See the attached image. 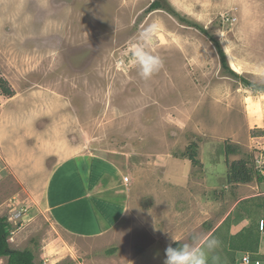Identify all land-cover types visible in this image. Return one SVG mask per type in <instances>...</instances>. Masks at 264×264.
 Masks as SVG:
<instances>
[{"label": "rangeland", "instance_id": "obj_1", "mask_svg": "<svg viewBox=\"0 0 264 264\" xmlns=\"http://www.w3.org/2000/svg\"><path fill=\"white\" fill-rule=\"evenodd\" d=\"M165 1L177 9V1ZM188 2L192 16L177 10L179 16L204 28L207 36L172 17L178 26L158 10L141 27L148 7L141 0H0V217L11 225V250L31 251L36 264H91L89 255L104 256L112 249L95 250L84 243L80 255V242L74 241L79 263L64 259L53 248L55 232H48L42 221H34L32 226L40 228L29 234L20 229L28 228L20 224L32 218L29 208L16 217L18 205H27V197L19 194H30V185L44 191L34 176L53 168L58 158L68 155L67 148L83 153L82 146L88 144V158L111 165L102 168L115 178L116 187L134 186L129 189L133 205L145 193V202L153 196L171 198L161 203L181 213L180 222L202 230L194 236L186 229L174 232L181 242L197 239L196 234L220 221V227H227V214L237 204L247 214L244 202L252 195H260L255 202L261 209L255 211L263 214L255 218L264 219V93L239 80L264 87V72L250 71L251 64L264 69V56L254 55L250 41L246 45L236 39L238 31L247 29L242 17L235 27L240 2ZM153 17L160 25L152 51L163 66L145 81L131 65L129 48L152 26ZM210 37L221 45L231 71V61L241 65L247 60L240 73L234 71L236 77L223 70ZM226 146L235 150L226 154ZM192 147L200 166L186 158ZM26 156L37 157L29 164ZM86 161H79L81 167L85 163V170L80 169L84 179ZM239 161L263 180L254 174L249 184L226 185L228 168ZM158 216L153 220H161ZM167 217L165 222L171 223ZM165 246L164 252L170 245ZM258 254L263 257V250L258 248ZM54 255L63 262L52 260ZM0 264L7 259L1 258Z\"/></svg>", "mask_w": 264, "mask_h": 264}, {"label": "crops", "instance_id": "obj_2", "mask_svg": "<svg viewBox=\"0 0 264 264\" xmlns=\"http://www.w3.org/2000/svg\"><path fill=\"white\" fill-rule=\"evenodd\" d=\"M120 1L122 0H115L116 4ZM141 1L148 7L151 5L150 2H152L151 0ZM173 1H177L176 3L173 2L177 8L176 11L181 10L184 15L192 16L189 11V4H187L189 3L188 0ZM239 2L240 4L236 8L235 13V27L241 24L242 20L239 22V19L242 17L246 18L247 29L243 32L238 31L236 39L243 41L246 45L248 44L247 41H250V45L253 47L252 51L255 53L254 55L263 57L264 0H237V3ZM145 11L143 14H145ZM157 13L162 14L163 18L172 20L178 26L180 25L173 19V16L170 17L168 14V17H166L162 11H158ZM149 18L150 13H146L140 26L143 27ZM151 21L152 26L159 27L158 21L160 20L158 18L153 17ZM239 62L241 61L239 60ZM246 65L247 60H244V63L240 65L241 69ZM251 66L250 71L255 75H257L256 72H264V69H260L255 64H251ZM88 146H82L83 153H79L82 150L80 148H77L75 151L67 148L68 155L58 158V163L54 164L53 168H47L45 174L40 175V177L38 175L34 176L33 182L37 183L38 181L44 185L43 192H36L35 188L30 185L27 187L30 194L21 193L18 195V197H27V205H24L22 202L18 205L16 217H22L21 211L27 213L26 207L29 208L30 214H33L32 218L29 219L27 216L25 222L19 223L20 225L25 224V227H28L27 229H23L20 226V229L24 230L25 234H29L30 230L35 231L37 228H40L32 226L34 225V221H42L44 227L48 228V232L50 230L55 232V236L53 232L51 234L54 236L52 240L53 248L57 249L60 255L66 256L64 259L71 258L73 261L76 259L77 262L83 252L85 243L88 247L91 246L95 250H99L101 247L112 248L104 256L89 255L91 256V264H164V259L166 258L164 252L165 244H167V247L169 245L171 247L177 242L179 244L186 243V240L181 242L179 236H174V232H184L186 229L189 232L191 231L194 236L195 232L202 231L198 230L197 227H189V223L186 220L180 222L181 213L170 206L171 204L165 206L161 203V200L169 201V198H165L164 196L161 198L150 196L151 201L145 202L143 201L145 193L140 197L139 204L133 205L135 200H133V194H131V190L129 189L134 188V186L128 188L127 185L120 183L116 187L117 182H114L115 178L112 176L113 179H111L109 174L104 172L106 170L102 168L104 165L109 164L104 163V160L99 157V160H94V157L88 158L90 156L85 153ZM39 152L36 151V154ZM35 157H28L27 163L30 164V161ZM80 160H87L88 172L86 179L83 178L80 170H85V163L81 167ZM110 169L113 170L112 168ZM113 184H115V187H113ZM121 188L125 190L115 193L116 190H120ZM120 196L121 198H119ZM252 196L248 201L244 202V206L248 208L251 215L249 213L246 214L241 204L238 207L237 204L227 214V216H231L229 217L230 223L227 227H220L223 222L220 221L216 227H207V232H203V235H201L202 232L195 235L197 239L209 236L219 241V247L216 249L214 255L216 257L224 255L227 258L210 261V264H236L240 253L237 250L233 253L229 249L228 243L230 238L246 229L261 226L263 219L256 218H262L263 214L260 217L259 214H256L257 211H255V207L260 208L256 204L258 202H255L260 195ZM215 201L218 200L215 199ZM203 208L207 207L204 206ZM158 215H161V220H153V217ZM167 216L173 220L171 223L168 222L170 219H168L167 223L165 222L164 218ZM255 221L259 223V226H257L258 224ZM170 233L171 235H169ZM138 235L140 236V240L138 239ZM22 238L25 240L26 236ZM74 241L80 242L78 246L80 255ZM263 245L264 239L261 236L259 245L261 252L262 250L264 252ZM49 247L52 248V246ZM69 247L73 249L71 253L67 250ZM136 247H139V249ZM66 251L68 252L67 254L65 253ZM86 254L88 253L85 251ZM51 259L55 260V262H63L56 255L51 257Z\"/></svg>", "mask_w": 264, "mask_h": 264}, {"label": "trees", "instance_id": "obj_3", "mask_svg": "<svg viewBox=\"0 0 264 264\" xmlns=\"http://www.w3.org/2000/svg\"><path fill=\"white\" fill-rule=\"evenodd\" d=\"M155 10H162L168 13L169 15L173 16L174 18H176L178 21L185 24L186 26L194 28L198 30L200 33H202L203 35L207 36V32L205 31L204 28L200 27L196 23H193L192 21L187 20L185 17H182V16L180 17L179 16L180 13L177 12L173 7H171V5L168 4L165 0L153 1L151 5L148 7V9L145 11V14L153 12ZM210 39L214 42V46L218 50L219 59H220L223 70L227 71L229 74L236 77L234 71H231L227 66L226 55L221 45L218 43L217 40L211 37ZM239 80L245 85V87H248L249 89H252L255 92L264 93V87L251 84L248 81H245L244 79H241V78ZM5 92L7 93V95H10V93L7 92L6 89H5ZM256 137H261V136H256ZM194 149L195 147H192V151L186 154V158L190 161L192 166L197 167V166H200V163L196 159V152ZM225 149H226V154L227 153L229 154L232 152V150H235L229 146H226ZM227 165H229L228 162H227ZM228 169H229V174L227 175L226 182H225V184L228 186H234L238 184H249L253 181L254 174L259 177L257 178L259 182L263 180V178L260 177L256 172H253V170L251 169L248 170L246 168L245 162L243 161L234 162L232 165H230V168ZM211 184H214V181ZM214 198L217 199V196L216 197L214 196ZM262 208H264V205L262 206ZM243 210L245 212L247 211L245 210V208H243ZM248 213L251 215L249 211ZM10 230H11V225L8 223L7 218L0 217V259L6 258L7 264H36L34 262L35 261L34 255L33 253H31V251L11 250L9 248L7 238L10 234ZM261 235L263 236V239H264V219H263V222L260 228H257V230H254L253 228L246 229L240 232L238 235L230 238L228 247L230 250H232L233 253L236 252L235 250H237V252L240 253V255L237 257V260L239 261V263L242 261L243 256L249 253L253 255V257L251 258L253 262L256 261L261 264H264V255L263 257H261L258 254V248L260 245ZM178 246L179 244L176 243L174 245V248Z\"/></svg>", "mask_w": 264, "mask_h": 264}, {"label": "clouds", "instance_id": "obj_4", "mask_svg": "<svg viewBox=\"0 0 264 264\" xmlns=\"http://www.w3.org/2000/svg\"><path fill=\"white\" fill-rule=\"evenodd\" d=\"M156 32L155 25L141 31L129 48L131 65L145 81L150 80L163 66L162 59L152 51ZM218 247L219 241L212 237L194 238L191 242L179 244L176 248L168 247L164 264H210V261L218 259L214 255ZM244 256H248L249 259L253 257L249 253Z\"/></svg>", "mask_w": 264, "mask_h": 264}, {"label": "bare ground", "instance_id": "obj_5", "mask_svg": "<svg viewBox=\"0 0 264 264\" xmlns=\"http://www.w3.org/2000/svg\"><path fill=\"white\" fill-rule=\"evenodd\" d=\"M230 65L234 69L235 72H237V73H240L241 72V66H240V64L237 61L235 63L233 61H231L230 62Z\"/></svg>", "mask_w": 264, "mask_h": 264}, {"label": "built area", "instance_id": "obj_6", "mask_svg": "<svg viewBox=\"0 0 264 264\" xmlns=\"http://www.w3.org/2000/svg\"><path fill=\"white\" fill-rule=\"evenodd\" d=\"M124 181L127 182V178H124ZM249 262V257L248 256H244L242 258V261L240 262V264H247ZM248 264H260L259 262H253V263H248Z\"/></svg>", "mask_w": 264, "mask_h": 264}]
</instances>
